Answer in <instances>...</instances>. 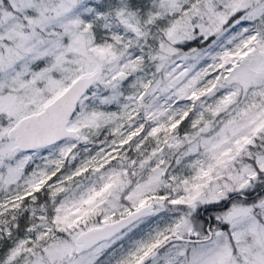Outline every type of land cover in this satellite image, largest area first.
<instances>
[{
  "label": "snow or ice",
  "instance_id": "snow-or-ice-1",
  "mask_svg": "<svg viewBox=\"0 0 264 264\" xmlns=\"http://www.w3.org/2000/svg\"><path fill=\"white\" fill-rule=\"evenodd\" d=\"M0 264H264V0H0Z\"/></svg>",
  "mask_w": 264,
  "mask_h": 264
}]
</instances>
